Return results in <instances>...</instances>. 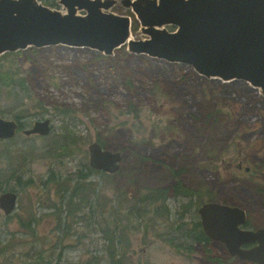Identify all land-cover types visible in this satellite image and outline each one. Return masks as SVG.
<instances>
[{"label":"rangeland","instance_id":"rangeland-1","mask_svg":"<svg viewBox=\"0 0 264 264\" xmlns=\"http://www.w3.org/2000/svg\"><path fill=\"white\" fill-rule=\"evenodd\" d=\"M56 4L50 8L67 11ZM103 11L129 16L130 38H147L121 0ZM19 62L30 89L20 96L45 104L28 102L31 116L24 128L49 118L51 131L46 136L18 131L0 142V193L17 195L10 214L0 209V264H109L110 232L112 254L118 257L125 249L124 264H206L204 250H216L195 244L190 251L189 229L199 221L197 208L210 200L240 206L250 227H264V93L259 88L207 78L188 65L129 52L126 45L109 55L65 46L28 48ZM57 105L70 108L72 119L58 114ZM1 109L0 116L11 118ZM93 141L121 152L119 170L89 173L68 214L75 178L89 172L87 147ZM64 142L68 153L57 148ZM17 162L23 168L11 177L9 166ZM52 176L64 180L68 190L58 191ZM178 179L198 195L170 191L165 201L138 204L143 208L134 212L140 214L126 215L136 198L169 189Z\"/></svg>","mask_w":264,"mask_h":264},{"label":"water","instance_id":"water-1","mask_svg":"<svg viewBox=\"0 0 264 264\" xmlns=\"http://www.w3.org/2000/svg\"><path fill=\"white\" fill-rule=\"evenodd\" d=\"M65 13L38 0H0V55L28 47H87L109 55L126 45L129 52L190 66L197 74L222 81L242 80L264 93V0H121L131 8L143 40L130 38L129 16L103 11L115 0H58ZM84 10V14L77 13ZM172 25L173 31L165 26ZM14 118L0 116V139L15 137ZM49 118L36 120L21 132L46 136ZM92 169L114 174L121 152L93 141L88 147ZM13 191L0 193L5 215L16 206ZM206 236L226 244L232 255L264 264V227L242 230V208L208 201L198 208ZM257 242L250 249L242 244Z\"/></svg>","mask_w":264,"mask_h":264},{"label":"trees","instance_id":"trees-1","mask_svg":"<svg viewBox=\"0 0 264 264\" xmlns=\"http://www.w3.org/2000/svg\"><path fill=\"white\" fill-rule=\"evenodd\" d=\"M38 1H40L42 4L47 5L49 7H55L57 5L56 0H38ZM173 28H174V26H173ZM51 46L57 47V46H65V45H51ZM65 47H68V46H65ZM28 48L34 49L36 47H28ZM28 48H26V49H28ZM71 48H82V49L92 50L94 52H99L97 50L89 49L87 47H71ZM26 49H24V50H26ZM24 50H18L15 52H5V53L0 55V102H3L7 105L6 109H4V108H2V109L0 108V109L2 112L3 111L4 112L9 111L10 112L11 118H14L18 122V125H19L18 131H21L22 129H24V127L29 123L28 117L31 116V115H29V109H30L28 106L29 101H33V103H34L33 107L42 108L45 106L44 102L38 100V98H36V97L30 99V96H29L28 99L26 100L25 97H23V95L20 96V94H22V92L30 94L28 82L26 81V78H25V76L21 70L22 68H21L20 62H19V59L21 57V53ZM154 59H157V58H154ZM233 81H235V80H233ZM54 109L57 111L58 114H60L62 117H66V118H69L70 113H72V110L70 108L69 109L64 108V107L59 106V105L54 107ZM69 119L71 120L72 118H69ZM65 130L67 132L71 131L70 127H65ZM2 141H5V140L0 139V142H2ZM100 144L103 146V143H100ZM57 148L59 149V151L61 153H68L70 146L68 145L67 142H64V143L58 144ZM22 168L23 167H21L20 162L19 163L17 162L14 165V167L9 166V173H8L9 176H11V177L16 176V174L19 173L22 170ZM88 168H89L88 173L79 172L77 174V177L75 178V185H74L73 189L71 190V195L68 198V201H69V207L67 204V213L68 214H70L71 211L74 209V204H76V203L73 204L71 202V199L73 198L72 196H75V194L81 189L80 185L83 182L82 180L85 179L89 173L101 172V171L92 169L90 166ZM178 175L179 174L176 171H174L172 174L174 179L178 178ZM18 178L19 177L17 176V179ZM50 178L53 181H55L56 184L58 185V191L63 193V192L68 190V188H65L63 186L64 180H61L60 182H58V180L53 178V176ZM28 182H30V181H28ZM182 188H183V184L180 181V179H178L169 189H165V188L152 189L150 192H148L147 195L136 198L135 203L129 207L126 215L127 216H134L135 214H140L139 212H136V213L134 212L135 210L143 208V205L141 206L138 204H145L147 202L151 204V203H154V202H157L160 200L162 202L165 201V199L167 198V194L170 191H172L176 195L180 194L182 196H188V197H191L192 195H198L195 191H193L191 189H188V188L182 189ZM193 232L195 235V240L199 239V240L206 242V240H203L206 238L204 237V234L201 230V226H200L199 221L193 222ZM106 233L108 234L107 231H106ZM114 239H115V237L113 236V233L110 232V237L108 239V247L111 248V250L108 251L110 253L109 264H124L123 258L125 256V249H123L120 253H118V257L113 256V254H112V252H115V248L113 249ZM116 242L118 243L121 241L117 240ZM189 250L191 251V248H189ZM210 261L213 263L216 261V258H211ZM38 262H39L38 264H52L50 261H47V262L42 261L41 262L39 260ZM216 263H220V262L217 261ZM55 264H58V263H55Z\"/></svg>","mask_w":264,"mask_h":264},{"label":"flooded vegetation","instance_id":"flooded-vegetation-1","mask_svg":"<svg viewBox=\"0 0 264 264\" xmlns=\"http://www.w3.org/2000/svg\"><path fill=\"white\" fill-rule=\"evenodd\" d=\"M242 162L243 161H240L239 163H237V168L238 169H240L243 166ZM228 166H230V164ZM244 170L245 171H249L250 168L248 166H246V167H244ZM210 201H216V200H210ZM203 203H205V202H203ZM231 206H237V205H231ZM237 207H240V206H237ZM198 208H197V214H198L199 223H200V215L198 213ZM240 208H242V207H240ZM243 210L245 212V222L243 224L239 225V228L242 229V230H255L256 228H252V227L249 226V224H248V213L246 212L245 209H243ZM194 222H196V221H194ZM200 226H201V224H200ZM201 230H202V227H201ZM189 231H190L189 236L192 238V242L193 243H191L188 246V248H191L192 245L194 247L195 244H196V245H200V246L202 245L201 247L203 248V250L206 248V246H209V247L212 246V247H214L212 249L216 250V251H214V253H210L209 252L210 250L208 251L207 248L205 249L207 251L204 250V254L206 255V257H204L201 260H202V262H204L206 264H232V263H234L236 261L244 262L245 264H259V263L252 262V261H249V260H242V259L239 258V256L232 255L229 252V250H228V248H227L225 243H223L222 241H219V240H213V239L209 238L208 236L205 235L203 230H202V232L204 234V237L206 238V239H203V240H206V242L202 241V240H199V239L195 240V235H194V232H193V226L189 229ZM257 244H258L257 242L245 243V244H242L241 248L242 249H250V248H253L254 246H256ZM193 247L191 249H193ZM210 257L211 258H216V261L212 263L210 261V259H211ZM217 261H219L220 263H216Z\"/></svg>","mask_w":264,"mask_h":264}]
</instances>
